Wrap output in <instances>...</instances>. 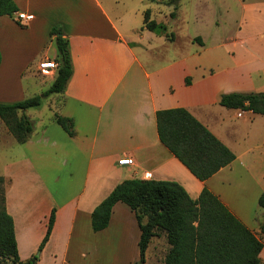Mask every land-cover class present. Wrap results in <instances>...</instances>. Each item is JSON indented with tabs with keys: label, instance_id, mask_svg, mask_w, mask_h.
Wrapping results in <instances>:
<instances>
[{
	"label": "crops",
	"instance_id": "crops-1",
	"mask_svg": "<svg viewBox=\"0 0 264 264\" xmlns=\"http://www.w3.org/2000/svg\"><path fill=\"white\" fill-rule=\"evenodd\" d=\"M13 2L16 14L33 20L0 16V103L29 97L22 79L28 68L40 86L49 81L51 86L56 69L41 73L38 67L55 63L52 29L68 41L73 69L64 92L51 95L46 113L24 112L32 122L25 143L18 144L0 120V153L8 158L0 168L8 182L4 206L20 261L38 253L54 210L36 264H136L141 232L125 204L114 205L105 229L91 227L93 210L128 179L175 182L192 200L206 187L260 237L264 116L228 110L218 101L222 94L264 92V0H241L234 33L214 41L233 62L219 70L201 62L202 36L191 37L202 43H191L200 48L191 57H169L166 49L157 53L149 47L156 35L143 29V14L151 13L144 4L151 0ZM174 108L200 122L234 154L233 162L206 181L197 180L158 138L156 112ZM55 113L72 119L73 137L55 123ZM124 158L133 165H118ZM168 249L163 234L152 238L145 264H164ZM259 257L264 262V247Z\"/></svg>",
	"mask_w": 264,
	"mask_h": 264
},
{
	"label": "trees",
	"instance_id": "trees-1",
	"mask_svg": "<svg viewBox=\"0 0 264 264\" xmlns=\"http://www.w3.org/2000/svg\"><path fill=\"white\" fill-rule=\"evenodd\" d=\"M182 1H168V5L173 6L169 14L171 19L176 17L175 11ZM17 12L13 0H0V16L13 18ZM143 29L156 36H165L170 42L174 40V35L167 33L165 24L151 19L150 10L143 14ZM60 34L58 29L50 32L57 52L56 76L42 98L62 94L72 76L68 41ZM193 42L202 46L198 37ZM185 84H190L189 78ZM42 98L34 96L13 104L0 103V120L18 144L25 143L32 132V122L24 112L39 107ZM218 105L228 110L264 116V92L222 94ZM53 119L69 137L75 135L72 119L56 113ZM156 124L161 144L201 182L235 159L234 154L185 109L157 111ZM4 182L0 176V184ZM4 193L5 190L0 194V260L8 264H36L38 253L48 240L55 212L53 210L49 217L47 232L38 253L25 262L20 261L13 222L5 211ZM117 203L125 204L134 213L141 232L139 261L136 264H145L148 245L152 238L160 234L165 236L169 246L164 264H264L259 257L264 247V190L257 202L262 212L260 237L238 220L206 187L197 199L192 200L175 182L140 179L120 182L93 210L91 227L94 232L108 226L112 208Z\"/></svg>",
	"mask_w": 264,
	"mask_h": 264
},
{
	"label": "rangeland",
	"instance_id": "rangeland-1",
	"mask_svg": "<svg viewBox=\"0 0 264 264\" xmlns=\"http://www.w3.org/2000/svg\"><path fill=\"white\" fill-rule=\"evenodd\" d=\"M169 0H151V2L144 3L152 7L151 19L158 23H163L167 27V33L174 35V40L170 42L165 36H154L148 42L150 48H156L157 53L167 51L169 57L174 54H179L182 57H191L193 54L200 53V48L193 42V36H202L205 38V51L201 52V62L208 63L217 70L222 66H230L233 62L222 57V47L214 44V41L222 39L227 34L228 37L234 33L235 22L240 19V4L241 0H183L180 2L175 11L176 17L171 19L169 14L173 11V6L168 5ZM156 2V3H152ZM228 9V13L226 12ZM219 25V28L216 27ZM228 23V26H227ZM224 27V28H223ZM216 34L217 37H210ZM53 46L55 44L53 42ZM217 59L219 61H217ZM33 69L28 68L23 76V91L29 97L39 96L42 98L43 94L50 87V81L40 86L38 80L34 78ZM37 94V95H34ZM28 97V98H29ZM52 96L42 98L41 105L33 108L29 113L37 111L47 112V106L52 100ZM50 116V115H49ZM7 153H0V168L6 159ZM5 180V179H4ZM8 182L5 180L4 184H0V194L5 190ZM151 255L152 248L149 246ZM156 254V251H155ZM0 264H8L0 260ZM149 264H156L155 261H150Z\"/></svg>",
	"mask_w": 264,
	"mask_h": 264
},
{
	"label": "built area",
	"instance_id": "built-area-1",
	"mask_svg": "<svg viewBox=\"0 0 264 264\" xmlns=\"http://www.w3.org/2000/svg\"><path fill=\"white\" fill-rule=\"evenodd\" d=\"M16 20L18 22L26 23V22H30L31 20H33V16L27 15L24 13H18L16 14ZM38 68L41 71V73H45L49 70L56 69V64L54 62H42L39 64ZM117 163L120 166H125V165L130 166V165H133V160L129 158H124V159L119 160Z\"/></svg>",
	"mask_w": 264,
	"mask_h": 264
}]
</instances>
